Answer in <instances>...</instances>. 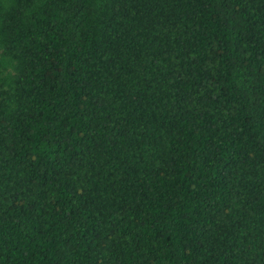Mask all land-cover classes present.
Wrapping results in <instances>:
<instances>
[{"label": "trees", "instance_id": "16d2710c", "mask_svg": "<svg viewBox=\"0 0 264 264\" xmlns=\"http://www.w3.org/2000/svg\"><path fill=\"white\" fill-rule=\"evenodd\" d=\"M0 264H264V0H0Z\"/></svg>", "mask_w": 264, "mask_h": 264}]
</instances>
